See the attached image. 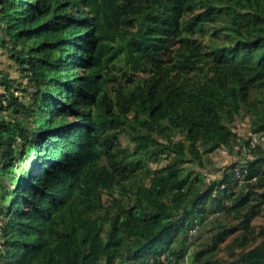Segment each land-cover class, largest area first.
Listing matches in <instances>:
<instances>
[{
    "label": "trees",
    "instance_id": "1",
    "mask_svg": "<svg viewBox=\"0 0 264 264\" xmlns=\"http://www.w3.org/2000/svg\"><path fill=\"white\" fill-rule=\"evenodd\" d=\"M0 47V264H264V147L193 169L264 134V0H0Z\"/></svg>",
    "mask_w": 264,
    "mask_h": 264
},
{
    "label": "rangeland",
    "instance_id": "2",
    "mask_svg": "<svg viewBox=\"0 0 264 264\" xmlns=\"http://www.w3.org/2000/svg\"><path fill=\"white\" fill-rule=\"evenodd\" d=\"M177 48V47H176ZM0 72L7 73L10 75L11 79H18L20 80V71L16 68L14 65L11 56L7 53V51L0 47ZM0 76H2L0 74ZM26 85V86H25ZM27 81H23V88H27ZM19 97L21 100L25 101L28 100L29 97L24 96V92H18ZM261 95V96H260ZM258 94V92H254L252 94L253 99L257 98H263V94ZM7 112L0 113V116L6 115ZM253 113L244 110L241 114V116L238 117L236 123L234 124V130L239 136V142L231 149H221L217 151L215 154L209 156V159L206 161V168H198L194 167L193 169L195 172H202L206 176L207 183L212 182L216 179H220L223 177V174L226 172L228 168H230L234 164H238V166H242L246 162L250 160H254L256 156L252 152L257 145H261L264 147V134H255L253 132ZM183 140V137L181 135H178L175 138V141ZM122 143L127 144V140L125 138H122ZM249 142V144L247 143ZM210 160V161H209ZM169 160L162 159L158 163H150V166L154 169L158 167L165 166ZM195 174V173H194ZM240 188H244L246 186V183H242L239 185ZM107 198L105 197V200ZM217 220V222H216ZM219 223H222L224 225H227V227L237 226L239 222L237 219H235L233 216L225 217L224 215L218 216L217 219L215 217H211V221L208 222V224L202 226L199 228V233L202 234V239L199 241H196L191 249V252L189 253L188 257L191 258L193 256V250H197L200 247H202L201 242H205L207 239L211 238L213 234L216 231V228H218ZM252 225L256 231V234H259L264 227V212L261 213L260 216L256 217ZM241 231H234V233L230 234L226 241L220 246L219 250L217 251L216 258H218V263L222 264L224 261L230 260L232 258L231 251L229 250V245L233 242L235 237L240 233ZM1 234V232H0ZM262 239H259L258 243ZM255 245L251 246L249 249L253 248ZM240 250H237L236 253H239ZM182 264H188L185 260Z\"/></svg>",
    "mask_w": 264,
    "mask_h": 264
},
{
    "label": "built area",
    "instance_id": "3",
    "mask_svg": "<svg viewBox=\"0 0 264 264\" xmlns=\"http://www.w3.org/2000/svg\"><path fill=\"white\" fill-rule=\"evenodd\" d=\"M247 176H248V170L244 166H237L234 169V179L239 183V184H244L247 183Z\"/></svg>",
    "mask_w": 264,
    "mask_h": 264
}]
</instances>
